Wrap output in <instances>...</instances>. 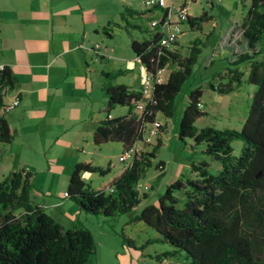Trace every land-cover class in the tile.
<instances>
[{
	"label": "trees",
	"instance_id": "1",
	"mask_svg": "<svg viewBox=\"0 0 264 264\" xmlns=\"http://www.w3.org/2000/svg\"><path fill=\"white\" fill-rule=\"evenodd\" d=\"M133 14H136L135 9L122 7L119 17L123 27L127 31L137 28L144 32L127 19ZM209 18L210 15L202 11L198 16H187L186 23L191 29H200ZM240 27L241 37L251 52L238 54L230 62L233 67L228 68L227 73L228 83L237 87L242 73L236 65L246 61V82L254 86L241 127L196 128L195 119L204 113L197 106L202 92L198 86L186 93L177 122V139L183 141L188 137L195 144L202 143V153L217 161L219 168L211 172L206 161L191 162L189 175L169 182L155 204L139 209L132 219L151 227L156 233L152 239L136 245L121 235L125 245L136 250L151 242L169 245L170 249L151 256L156 261L174 257L172 264H264V57H255L264 55V0H249ZM159 36L158 28H154L140 40L130 38L129 42L135 60L145 73L153 75L163 66L168 70L163 82L153 84L150 98L144 101L140 114L132 108L134 101L142 99L140 90L111 83L123 71L101 72L105 117L93 128L94 144L116 141L121 143L122 151H126L141 139L144 125L152 122L157 113L164 117L172 115L175 96L190 75L199 53L195 47L198 40H192L182 56L177 50L160 46ZM256 45L258 48L254 51ZM14 86V77L3 66L0 107L4 106L2 95ZM208 87L221 94L233 89L226 83L208 84ZM115 105L126 106L125 114L109 117L108 112ZM10 139L7 122L0 115V142L7 143ZM233 139L242 142L236 156L231 153ZM160 144L158 137L149 151L133 155L118 174L98 188L90 187L80 174H104L109 166L102 169L89 161L76 162L67 178L66 197L84 213L104 219L130 211L144 194L138 195L133 186ZM159 163L162 162L157 161L155 166ZM29 175L21 168L7 172L0 179V264H87L94 252L89 229L81 224L62 228L40 207L31 204Z\"/></svg>",
	"mask_w": 264,
	"mask_h": 264
},
{
	"label": "crops",
	"instance_id": "2",
	"mask_svg": "<svg viewBox=\"0 0 264 264\" xmlns=\"http://www.w3.org/2000/svg\"><path fill=\"white\" fill-rule=\"evenodd\" d=\"M110 1L0 0V64L7 67L15 79L14 88L2 95V104L17 98V104L10 110L4 112L0 107V115L5 118L11 135L9 142H0V179L9 171L26 169L30 174L31 204L40 207L62 228L81 224L87 227L90 233L89 224L92 219L97 221V224H102L108 219L84 213L63 193L68 175L76 162L92 163V154L108 161V153L112 147L118 152V157L122 152L120 142L106 141L98 145L92 142L93 128L105 117L106 98L101 89L104 81L101 72L122 70L111 83L124 84L130 90H138L145 75L143 66L135 60L132 52L129 56L118 54L115 45L109 42L116 32L122 29L129 36L131 34V29L127 31L119 17L123 6L136 10V14L127 19L144 31L141 38L149 33V27L147 22L144 23L145 26H141L142 22L139 20H143L144 16L150 19L161 18L165 12L164 9L142 11L138 0H114L119 5L112 15L109 11ZM245 1L229 0L227 4L220 5L215 13H210V18L200 30L189 28L186 20L181 22V32L171 49L177 50L183 56V45L188 44L189 47L191 41L200 35L205 39L210 37V50L203 60V68L212 62L210 56L214 54L234 55L230 51L237 44L245 45L242 51L250 53L246 41L241 37L240 27L249 4V0L247 4H244ZM179 2H185L188 17L198 16V10H202L204 4L209 3L211 7L217 5L211 0H203L199 9L195 8L197 0H167V5L175 6ZM221 13L225 16L222 24ZM169 19L174 21V15ZM133 21L136 22L132 23ZM232 26L236 28L235 32L231 29ZM133 30L140 31L137 28ZM94 44H98L97 50L94 49ZM227 62L230 63L229 60ZM236 66L239 70L238 64ZM134 69L137 71L134 77L131 75L128 80H121L122 77L132 74ZM228 80L227 86L233 87V83H228ZM197 86L201 88L199 85L194 87ZM205 88L215 94L212 108L221 105L225 94L218 93L208 85H205ZM199 102L202 105L200 109L203 110L204 103L201 98ZM126 110V106L115 105L109 110L108 116H122ZM158 114L160 113L156 116ZM168 120L165 117L166 124ZM163 133L164 130L159 136L160 142ZM110 142L117 145L109 146L107 143ZM154 143L147 147L151 149ZM139 144V141H136L134 146ZM184 145L188 146L185 143ZM88 155H91V158L88 159ZM191 162L189 161V165ZM124 166L125 164L119 161L110 163L108 177L99 186L106 184ZM218 168L219 164H216L215 170ZM164 170L163 163L162 171ZM80 175L91 187L90 180H85L89 173L81 172ZM34 186L43 187L38 190ZM48 186L61 187L53 190ZM152 190L150 186L149 192L144 193L139 202L124 213L130 215L127 221L122 223L123 226L133 220V216L141 207L156 203L157 199L151 201L150 198ZM34 193H38L40 198H36ZM118 217L120 215L109 219L115 220ZM127 249L128 246L121 245L119 251L113 254L110 264H125L126 259L128 264L132 260L134 264L170 263L168 259L154 260L151 256L158 253L156 249L150 251L145 247L141 250L131 248L133 256Z\"/></svg>",
	"mask_w": 264,
	"mask_h": 264
},
{
	"label": "rangeland",
	"instance_id": "3",
	"mask_svg": "<svg viewBox=\"0 0 264 264\" xmlns=\"http://www.w3.org/2000/svg\"><path fill=\"white\" fill-rule=\"evenodd\" d=\"M198 3H196L195 8L199 9V4H203V0H197ZM213 4H217L213 7L207 3L206 5H203L202 10H198V13H201L202 11H205L208 15L210 13H215L217 9L220 8V5L227 4L229 0H211ZM247 0L244 4H247ZM119 3L115 2L114 0L110 1L109 11L114 13L116 7H118ZM139 8L142 11H145V9L142 8V6L139 4ZM199 15V14H198ZM225 16L221 13L220 15V23L222 24L224 22ZM150 18L148 16H144L143 20H139V22H142L141 26H145L144 23L149 22ZM208 21V20H207ZM136 21H133L132 23H135ZM137 24V23H136ZM203 25V24H202ZM201 25V27H202ZM187 25H184V28H186ZM200 27V29H201ZM199 29V30H200ZM234 32L236 31L235 27L232 26L231 28ZM130 30V29H129ZM131 34L130 36L126 34L123 29L116 32L112 40L109 42L110 44H114L115 48L118 52V54L129 56L131 54L130 48H129V38H135L140 39L142 32L137 30H130ZM238 31V30H237ZM199 34V32H196ZM197 42L195 43V47L199 49V53L196 55V59L194 63L191 66V73L188 75V77L184 80V82L181 84L178 93L175 97V104L173 108V113L170 117L167 124L165 123V117L158 114L155 116V119L160 123V130L161 133L164 130L163 136L161 138V144L159 147L155 150L154 157L150 159L149 166L145 168L144 173L142 177L139 180L140 183H146L149 185V189L146 192H149L150 186H152V192L150 193L151 201H155V199L158 198V196L162 193L164 186L172 179L178 178L180 176H187L189 175V161H192L193 163H196L200 161V159H205L207 162L210 163L209 168L211 172L215 171V165L218 164L217 161L208 160L207 156L202 153L203 144H195L193 141L186 137L183 139V141L178 140L176 137V130H177V122L179 118L180 110L184 104V98L185 94L192 89V87L199 85L202 88L201 93V100L203 101V111L204 113L198 116L194 121V126L196 128H201L205 126H210L216 129H239L243 123V120L245 118L251 93L254 89L253 85H250L246 82V75H247V69L248 64L246 61H241L238 63L239 70L242 73L241 81L239 85L235 88L233 91H228L224 93L223 96V102L221 105L212 108V99L214 98L215 94L211 92L209 89L205 88V85H208L209 83H212L214 85H218L219 83H226L229 79L227 69L233 67L230 62H233L237 54H241L243 51V47L241 44L239 46L234 45L230 52L234 53V55L229 56V54L226 55H217L214 54L210 56V59L212 62L210 64H206L205 68H203V60L207 57L210 50L211 43L210 37H207L206 39L203 38L202 35L197 38ZM187 47L188 44H185L182 46L183 48V54L187 53ZM258 45L255 46L254 51L257 50ZM256 58H263V54L255 55ZM205 63V62H204ZM137 73V71L134 69L132 74L122 77V81L128 80L131 75ZM130 76V77H129ZM226 103V104H225ZM161 136V134H160ZM154 143V142H153ZM187 144L188 146L184 145ZM109 146H116V143L110 142L107 143ZM242 142L239 139H233L230 141V147H231V153L232 155L236 156L240 152ZM140 146V144L138 145ZM110 148V147H108ZM150 148L147 147V145H144L142 147L143 151H149ZM106 153V151H103ZM91 158V155H88V159ZM108 161L103 159L97 155L92 154V165L98 166L102 169L107 168L110 166V163H114L118 161V152L116 150L114 151V148H111V151L108 153ZM158 160L163 161L164 163V172H158L157 167L155 164ZM163 172V173H162ZM108 172L104 174H99L97 172H90L89 176H85V180H90V185L93 188L99 187V185L108 177ZM155 176V177H154ZM103 185V184H102ZM38 190L39 188H42L43 186H34ZM61 186H48V188L58 190ZM33 191L36 192L35 188H33ZM61 192V191H60ZM59 192V193H60ZM145 192V193H146ZM36 194V198H40V195L38 193ZM178 196L179 193H178ZM130 214H121L120 217H118L115 220H111L107 217L108 221H105L102 224H97V221L94 219L90 222V229H91V235L94 242V252L89 257V260L87 264H110L113 260V254L116 251H119V248L121 245H125V240L122 239L121 235H124L125 237H128L131 239L134 243H137L136 245L141 244L146 239H152L156 233L155 231L143 223L142 221H134L128 222L123 226V222L127 221V218ZM120 227H123L121 229ZM147 248V250L150 249H156V251L160 252L162 249H170L169 245L166 243H159V242H151L144 246ZM143 247V248H144ZM128 252L131 256H133V251L130 247H128ZM152 251V250H150ZM122 257V255H121ZM145 260L147 257L144 258ZM177 259V258H176ZM132 260V259H131ZM169 264H172L175 260L174 257L168 258ZM125 264H128V260L126 259ZM130 264H134L133 260L130 261Z\"/></svg>",
	"mask_w": 264,
	"mask_h": 264
},
{
	"label": "built area",
	"instance_id": "4",
	"mask_svg": "<svg viewBox=\"0 0 264 264\" xmlns=\"http://www.w3.org/2000/svg\"><path fill=\"white\" fill-rule=\"evenodd\" d=\"M139 4L145 10L150 9H164L165 13L161 18H151L148 22L149 29L158 28L160 36L158 39V44L164 48L171 49L176 41L177 36L181 32L180 24L186 20L187 8L185 2H179L177 5H167V0H138ZM174 15L175 20L170 21V16ZM161 21L160 24H158ZM159 25V26H157ZM94 49H98V44H94ZM3 65L0 64V70ZM167 68L163 66L156 70V72L151 75L145 73L141 85L139 87L142 99L133 102V111L140 114L143 110L144 101L150 98V92L153 84L161 83L165 80L167 75ZM17 104V98H13L8 103L4 104L2 110L4 112L10 110ZM198 108H201V103L197 104ZM160 136V123L154 119L152 122L145 124L141 139L139 140L140 146H132L126 151H122L118 157V161L126 164L133 155H139L142 152V147L144 145H150ZM157 171L161 172L163 170V163L157 164ZM135 192L140 195L145 193L149 189V185L146 183H140L137 180L133 186ZM66 196V193H63Z\"/></svg>",
	"mask_w": 264,
	"mask_h": 264
}]
</instances>
